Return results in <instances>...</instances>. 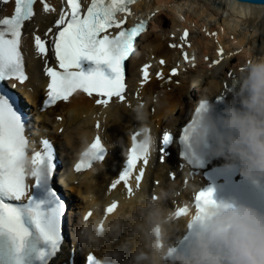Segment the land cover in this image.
<instances>
[{
    "label": "bare ground",
    "instance_id": "6f19581e",
    "mask_svg": "<svg viewBox=\"0 0 264 264\" xmlns=\"http://www.w3.org/2000/svg\"><path fill=\"white\" fill-rule=\"evenodd\" d=\"M219 2V4L215 2L216 6H213L215 5L214 0H193L190 2L188 0H138L137 3L132 4L130 7L134 11L146 9L145 15L147 12L153 11L154 8L155 10L153 17L148 21V25L139 34L140 45L128 65L129 75L133 77L137 74L136 64L143 60L144 51H149L146 46H151L149 54L162 55L170 61L171 56L175 55L177 50L168 47L167 42L179 40V36L176 34L182 28L187 27L190 30H195L197 36L188 35L186 40L189 41V45L184 44L182 48L187 56L194 55L193 60L186 62L187 66L191 65L192 61L195 64L189 67L190 69L185 73L182 72L175 77L180 82L179 84H174L172 81L163 83L151 79L148 82H143L141 89H138L139 96L136 99L129 95L125 102L119 104L94 105L91 99L81 93H76L65 103L57 104L51 111L41 113V117L46 119L48 126L53 128V132L49 136H52L58 145L67 142L66 150L68 147L69 149L66 153L71 155L75 153L74 149L77 145H81L98 131L93 125L98 121L101 125L106 126L107 134L104 132L105 137L119 142L120 146L116 148L117 155L114 158L115 161L119 162L122 150H124L130 135L138 131L137 122L132 115V109L138 104L147 106L149 126L154 134L182 121L191 105L188 100L189 95L202 97L207 94L212 97L220 91H224L228 93L229 100H237L238 104V98L233 95L230 87L233 80H231V76L227 75L226 69L230 68L232 73V67L240 64L236 70L238 73L243 70L241 68L248 61V58L243 60L244 55H264V44L262 42L255 43V37L264 30V5L248 4L242 0L240 2L237 0H220ZM222 3L226 5L224 6ZM46 17L43 18L46 19ZM128 19L129 22L132 21L131 14ZM37 23L39 22L37 21ZM242 24L249 25L252 32L243 31L240 27ZM45 26L46 24L42 25V29ZM260 37L263 39L262 35ZM247 39L250 40V44H246ZM219 46L222 51L221 54L217 55L214 50ZM236 55L241 60L235 61ZM205 56L207 57L206 61L218 58L219 63L208 64L203 59ZM167 68L168 66H165L164 70L168 74ZM223 81L225 85L222 84ZM192 83L191 89L189 86ZM188 88L191 89V93L188 92ZM160 93L167 97L168 104L166 107H160L156 103V97ZM56 114L61 115L62 118L58 120ZM61 126L63 130L60 133L57 129ZM113 156V154H109L101 165H96L89 172L78 174V184L71 185L70 189L80 196L81 199L77 200L79 207H89L85 199L89 193L94 195L99 202L102 201L104 205L116 194L113 192L119 190L118 204H120V209L125 202H132L143 193L151 196L160 187L171 185L174 187V192L181 190L179 179L181 177L172 179L169 176L170 171H174L176 162L175 154L171 150L166 152L163 163L152 160V165L146 168L145 178L139 190L137 191L138 188H135L132 195H128L121 184L116 189H108L106 185L113 182L115 178L111 179L113 172L110 166ZM154 180H158V184H154ZM169 200L165 201L166 207L170 204ZM103 217L107 219L110 216L104 215ZM183 222V218L177 219V227L172 232L175 237L182 230ZM77 231L80 234L79 230ZM81 242V249L86 250L93 247L101 257H105L104 255L108 251L110 253L111 251L115 253L126 251L130 252L131 258L142 243L136 235L131 234V229L128 227H124L118 235L106 232L95 243H86L82 238ZM75 243L77 244V242ZM65 254L63 250L60 252L59 264H65Z\"/></svg>",
    "mask_w": 264,
    "mask_h": 264
},
{
    "label": "snow or ice",
    "instance_id": "6c2138e0",
    "mask_svg": "<svg viewBox=\"0 0 264 264\" xmlns=\"http://www.w3.org/2000/svg\"><path fill=\"white\" fill-rule=\"evenodd\" d=\"M7 3L8 0H3ZM133 0H91L85 13H81L79 0H67L70 13L62 11L55 25L57 31L49 28L42 39L35 35L34 43L38 54L47 55L49 46L54 55L57 67L47 66L45 62V74L50 78L47 85L44 107L55 105L58 101H68L79 90L88 96L96 94L103 99H97V105H107L114 97L120 101L125 100V61L135 51V41L144 31L145 22L141 21L132 28H123V20L117 21L116 13L127 11V5ZM36 0H14V12L10 16L0 17V82L9 78H16L20 82L28 77L25 74L24 58L21 53L22 28L26 21L34 16L33 5ZM44 12L54 11L48 3L43 5ZM115 25L120 29L115 36L107 34V29ZM49 33H52L49 36ZM104 33V35H101ZM187 32L184 33L186 37ZM183 39V37H182ZM187 59V55H185ZM84 61H91V65L85 70ZM164 61H161L163 64ZM218 64L219 61H216ZM149 65H144V79L147 80ZM176 73V69H172ZM157 75H161L157 73ZM14 87V86H13ZM97 123L96 127H99ZM26 126L21 114L14 107L12 98L7 93L0 92V233H7L16 244V250L23 246L26 231L20 221L18 204L6 201H21L27 196L29 185L26 177L35 178V188L42 185H50L53 176V149L47 139L42 140V149L35 151L29 159L27 155L29 140L25 134ZM139 131L133 136V146L127 156L126 166L120 173L119 179L111 183V188L116 189L121 182L128 185L137 162L149 164L150 152L137 153L135 141ZM173 135L169 131L163 132L162 144H170ZM93 159H81L75 165L77 171L92 168L94 161L105 159L106 148L101 142L100 136H96L93 144ZM160 159L165 161L164 147L159 149ZM145 176L143 168L135 177L136 186L140 187V181ZM48 191L56 196L59 210L65 215V200H63L52 186ZM129 194L133 189L127 187ZM213 189L199 190L195 195V207L199 209L202 203L213 201ZM117 207L112 203L106 212L111 213ZM188 208L181 207L176 211L177 216L184 215ZM88 213L85 219L90 217ZM93 257H89L92 264Z\"/></svg>",
    "mask_w": 264,
    "mask_h": 264
},
{
    "label": "clouds",
    "instance_id": "9594fccd",
    "mask_svg": "<svg viewBox=\"0 0 264 264\" xmlns=\"http://www.w3.org/2000/svg\"><path fill=\"white\" fill-rule=\"evenodd\" d=\"M230 87L239 106L237 100L227 101L222 114L213 115L211 95H203L193 106L185 142L196 158L201 145L213 139L217 157L226 158L229 166L238 163L245 177L259 180L264 178V55L250 57ZM156 103L166 107L167 97L158 94ZM132 115L139 131L135 149L150 152L155 138L147 106L138 104ZM92 144L85 141L80 160L93 159ZM174 194L171 185L158 188L152 196L140 194L105 219L103 203L89 193L85 197L88 213L96 219L82 223L80 235L86 243H95L106 232L118 235L128 227L142 242L132 264H264V212L227 199L202 203L184 214L185 225L197 226V230L187 251L178 252L170 244L177 214L165 206Z\"/></svg>",
    "mask_w": 264,
    "mask_h": 264
},
{
    "label": "rangeland",
    "instance_id": "374dc122",
    "mask_svg": "<svg viewBox=\"0 0 264 264\" xmlns=\"http://www.w3.org/2000/svg\"><path fill=\"white\" fill-rule=\"evenodd\" d=\"M241 29L244 31L245 30V32L246 31H250V32H252V29H250L249 28V25L247 26L246 24H242L241 26ZM191 36H193V37H196L197 36V32L195 31V30H191V34H190ZM260 35H262V37H263V39H261V37H260ZM259 39V40H258ZM260 42H262L263 44H264V30H263V32L262 33H260V34H258V36H256L255 37V43H260ZM246 44H250V40L249 39H247V41H246ZM256 55H249V56H245L244 55V57H243V60L245 59V58H250V57H255ZM239 56L238 55H236V57H235V61H237V60H241V59H239L238 58ZM209 61V60H208ZM240 66V64H237V65H235V66H233L232 67V73L231 74H229L230 72H229V70H230V68H227L226 69V72H228L227 73V75L228 76H231V80H234L235 78H236V76H237V72H236V70H237V68ZM241 69H243V68H241ZM191 89H192V87H193V84H191L190 86H189ZM190 89V90H191ZM187 99H188V97H187Z\"/></svg>",
    "mask_w": 264,
    "mask_h": 264
},
{
    "label": "water",
    "instance_id": "95a60500",
    "mask_svg": "<svg viewBox=\"0 0 264 264\" xmlns=\"http://www.w3.org/2000/svg\"><path fill=\"white\" fill-rule=\"evenodd\" d=\"M248 2H251V3H258V2H263L264 3V0H247Z\"/></svg>",
    "mask_w": 264,
    "mask_h": 264
}]
</instances>
